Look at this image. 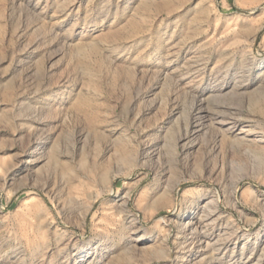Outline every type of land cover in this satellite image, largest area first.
Here are the masks:
<instances>
[{
	"label": "rangeland",
	"instance_id": "obj_1",
	"mask_svg": "<svg viewBox=\"0 0 264 264\" xmlns=\"http://www.w3.org/2000/svg\"><path fill=\"white\" fill-rule=\"evenodd\" d=\"M0 264H264V0H0Z\"/></svg>",
	"mask_w": 264,
	"mask_h": 264
},
{
	"label": "bare ground",
	"instance_id": "obj_2",
	"mask_svg": "<svg viewBox=\"0 0 264 264\" xmlns=\"http://www.w3.org/2000/svg\"><path fill=\"white\" fill-rule=\"evenodd\" d=\"M215 113H216V112H215ZM217 114H218V113H217ZM202 117H203V116H202ZM216 117H217V116H216ZM195 118H196V117H195ZM200 118H201V116L197 117V118H196V122H197V121L199 122V121H200ZM198 119H199V120H198ZM202 123H203V122H202ZM231 126H232V125H231ZM246 131H247V130H246ZM250 131H251V130H250ZM240 132H242V131H240ZM241 137H242V136H241ZM209 214H210V213H209ZM206 217H207V216H206ZM200 218H201V217H200ZM198 221H199V220H198ZM196 224H197V223H195L194 230L197 229V227H198ZM200 224H201V223H200ZM200 229H201V228H200ZM198 230H199V229H198ZM187 234H188V233H187ZM193 234H194V231L192 232V230H191V233H189V236H190L189 238L191 239V241H192L193 239H196V237H197L196 235H193ZM198 239H199V238H198ZM218 241H219V240L216 239L215 242L212 243V245H214V244H216V245H220V243H219ZM206 245H208V246L210 245V246H211L210 243H209V244L206 243ZM218 249H219L218 247H215V248H214V250H218ZM212 258L214 259V257H212Z\"/></svg>",
	"mask_w": 264,
	"mask_h": 264
}]
</instances>
